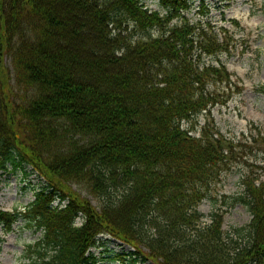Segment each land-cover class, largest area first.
Listing matches in <instances>:
<instances>
[{
    "label": "trees",
    "instance_id": "trees-1",
    "mask_svg": "<svg viewBox=\"0 0 264 264\" xmlns=\"http://www.w3.org/2000/svg\"><path fill=\"white\" fill-rule=\"evenodd\" d=\"M144 1L0 0V176L31 166L47 182L24 214L42 235L23 264H97L102 235L134 248L131 264H264V129L223 133L212 117L242 92L219 59L233 37L204 2L192 21L195 0ZM236 169L242 192L204 224ZM237 205L251 222L226 234ZM18 220L0 212L7 232Z\"/></svg>",
    "mask_w": 264,
    "mask_h": 264
},
{
    "label": "rangeland",
    "instance_id": "rangeland-1",
    "mask_svg": "<svg viewBox=\"0 0 264 264\" xmlns=\"http://www.w3.org/2000/svg\"><path fill=\"white\" fill-rule=\"evenodd\" d=\"M150 10H158L159 0H145ZM204 2L209 8L206 19L217 28L228 30V36L233 37L231 51L223 53L219 59L231 73V80L238 83L239 94H234L225 107H215L212 117L217 127L223 132L239 135L247 133L254 125L264 129V94L258 89L264 85V0H195L192 10L186 16L197 21L200 18L198 8ZM85 38L88 39L89 36ZM209 63L210 58L205 59ZM214 65L217 62H212ZM11 69V62L7 60ZM236 89L235 87L233 88ZM205 116L199 119V127H203ZM199 132L194 135L199 136ZM0 176V212L17 215L19 220L7 232V225L0 224V264H23L27 246L37 241L42 233L30 225L24 214L29 212L35 201L36 194L47 184L31 166L13 170ZM74 189L86 197L95 207L99 202L84 189L74 186ZM240 172L238 169L222 178L213 191L214 198L205 200L199 207L205 215L203 223H210L209 216L222 207L223 195H236L242 192ZM58 201L53 205L56 206ZM81 220L78 224H81ZM251 215L242 205H237L225 214L223 230L226 234L234 233L235 229L247 226ZM102 246L92 250L97 264H131L135 257L130 254L135 251L129 245L122 244L110 235L100 236ZM147 252L146 248L142 249ZM127 263L123 262V259ZM129 262V263H128ZM135 264H154L153 262H137Z\"/></svg>",
    "mask_w": 264,
    "mask_h": 264
}]
</instances>
